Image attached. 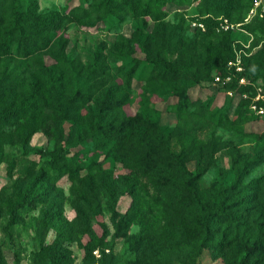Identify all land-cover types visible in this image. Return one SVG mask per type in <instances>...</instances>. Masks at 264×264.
I'll return each mask as SVG.
<instances>
[{
    "label": "rangeland",
    "instance_id": "obj_1",
    "mask_svg": "<svg viewBox=\"0 0 264 264\" xmlns=\"http://www.w3.org/2000/svg\"><path fill=\"white\" fill-rule=\"evenodd\" d=\"M36 2L41 12L85 6L81 0ZM251 8H255V14L248 10L243 23L227 19L232 28L224 30L218 24L208 30L200 22L197 3L187 8L168 7L164 22L179 25V45L167 58L175 59L179 49L201 53L203 43L214 44L223 38H228L234 55L239 50L253 53V45L264 44V0H253ZM138 26L144 37L152 33L154 23L149 20L142 27L132 16L121 21L112 18L91 28L72 23L65 53L86 65L106 58L111 67L114 64L109 62L108 52L115 47L130 46L142 57L133 42ZM43 59L44 64L52 63L49 56ZM3 61L0 59V71ZM146 68L149 71L152 65L146 64ZM21 71L15 72L21 79L25 75L28 80L32 78L33 73L28 74L24 68ZM229 81L213 80L203 84V89L191 91V98H198L200 104L187 113L172 106L174 98L165 101L160 96L164 90L155 82L145 91L148 104L141 107L143 87L133 81L131 102L125 111L139 121L134 132H144L155 147L148 151L135 144L133 155L129 151L133 143L125 146L123 156L111 148L100 149L93 141H86L82 133L77 135V126L71 120L59 125V120L51 119L40 126L20 117L16 122L1 123L0 152L8 157L0 163V264H51L56 259H60L59 264H91V258L86 259L90 247L99 248L100 258L92 254L93 264H99L102 250L108 254L104 264H234L235 252L257 234L253 224H264V158L249 169L233 193L237 205L232 213L249 208L245 217L215 219L211 243L217 247L197 251L200 210L212 208L218 191L234 183L245 155L264 152V140L249 135L264 134V119H256L250 106V112L244 106L237 110L239 99L246 98L219 92ZM254 88L256 96H263L260 80ZM12 101L10 95L0 97V111L11 108ZM78 125L84 129L86 121ZM64 150L70 152L69 172L52 182L48 179L54 165L51 157ZM177 153L182 155L181 160ZM56 165L63 166V161ZM73 167L80 168V175L74 174ZM87 167L92 169L91 174ZM196 171L200 176L186 182V176ZM44 173L46 181L41 178ZM89 176L96 184L100 179L107 182L110 194L90 192ZM188 188L194 189L196 200ZM25 194L28 199L12 218L9 208ZM245 199L249 203H241ZM137 240L139 245L134 243Z\"/></svg>",
    "mask_w": 264,
    "mask_h": 264
},
{
    "label": "trees",
    "instance_id": "obj_2",
    "mask_svg": "<svg viewBox=\"0 0 264 264\" xmlns=\"http://www.w3.org/2000/svg\"><path fill=\"white\" fill-rule=\"evenodd\" d=\"M81 1L85 6L77 5L61 12H41L36 0H0V59H4L0 71V97L10 95L13 100L11 108L0 111V124L16 122L20 117L31 119L40 126L48 124L51 119L59 120V125L71 120L77 126V135L82 133L81 136L86 141H93L100 149L111 148L123 156L125 146L132 143L133 147L129 150L132 151L131 155L135 153L133 152L135 144L143 150L155 149L144 132L139 134L134 132L139 121L125 111L131 102L133 81L143 87L141 107L148 104L145 91L148 86H155V82L164 90L160 96H163L165 101L174 98L172 106L179 112L187 113L200 104L198 98L196 100L191 98L190 92L203 89L202 85L213 81L216 76L222 79L230 77V81L218 89L219 92L224 95L227 92L246 95V99H239L237 110L244 106L250 112L249 106L256 96L254 84L260 80L263 100L259 101L258 105L264 106V44L258 47L253 45L255 46L253 53L241 55L240 72L236 71L234 66H228L234 59V51L228 38L217 40L214 44L203 43L201 53H195L192 49H179L175 59L167 58V54L175 52L179 45L177 36L179 25L164 22L168 7L187 8L197 3L200 22L208 30H214L219 24V18L228 19L234 24L243 23L244 15L252 7L253 0ZM128 16L139 20L142 27L149 20L154 23L150 35L143 37L142 28L139 26L133 34L134 45L142 57L135 55V50L132 51L130 46L124 49L115 47L108 52V60L114 64L111 67L106 58L86 65L79 59L66 55L65 45L70 24L77 23L91 28L104 25L112 18L121 21ZM246 29L251 30L249 25H246ZM45 56L52 60L50 65L44 64ZM146 64L152 65V69L148 71ZM23 68L28 74L33 73L32 78L28 80L25 75V78L21 79L20 74H15L19 71L22 73ZM213 72L215 74L212 75ZM241 79L245 80V85L239 83ZM86 109L87 112L83 115L82 111ZM222 117L223 115L220 116ZM83 119L86 126L80 129L78 124ZM44 133L47 134V130ZM249 135L264 140V134ZM69 153L68 150H64L57 156L52 155L51 163L54 165L48 172V179L52 182H57L59 177L69 172ZM176 156L181 160L180 153ZM6 157L8 156L0 152V163L6 162ZM263 158L264 152L253 156L245 155L240 160L234 183L218 191L212 208L200 210L198 219L200 233L197 239L199 253L217 247L211 243V225L215 219L234 217L235 220L245 217L249 208H239L236 209L238 212L232 213V208L237 205L233 193L243 183L249 169L259 164ZM62 161L63 166L58 167L56 164ZM86 169L88 174H91L92 169L90 167ZM72 171L76 175H80L81 172L77 167H73ZM46 174H42L41 177L44 181ZM200 174V171L188 174L186 182L193 181ZM86 180L88 190L94 195L98 196L101 190L110 194L107 182L100 179L97 185L90 176ZM188 191L191 198L196 200L194 189L188 188ZM26 199L28 194L9 208L12 218L16 216L17 208L24 205ZM241 203L247 204L249 199ZM253 225L257 234L251 242L245 241L242 249L235 252L234 264H264V224ZM134 243L139 245L140 240ZM96 249L99 248L90 247L87 251L86 259L91 258V264L94 263L92 252ZM60 250L63 249L60 247ZM101 252L103 255L99 264H104L108 254H105L104 250ZM59 262L60 259H56L51 264Z\"/></svg>",
    "mask_w": 264,
    "mask_h": 264
},
{
    "label": "built area",
    "instance_id": "obj_3",
    "mask_svg": "<svg viewBox=\"0 0 264 264\" xmlns=\"http://www.w3.org/2000/svg\"><path fill=\"white\" fill-rule=\"evenodd\" d=\"M254 6H257L256 2H254ZM249 14H252V15L255 14V8H251V9L249 10ZM219 25H220V27H221L222 29H224V30H227V29H229V28H232V25H231L230 23H228L227 19H225V18H220V19H219ZM242 54L245 55L246 53L243 52L242 50H239L238 52L235 51L234 59L228 63V66H229V67H230V66H231V67L234 66V67H235V70L238 71V72L242 71V66H241V55H242ZM229 78H230V77H226V78L222 79L221 77L216 76V77L214 78V81H215V82H221L222 80H224L225 82H227V81H229ZM244 82H245L244 79H241V80L239 81L240 84H244ZM228 94L231 95L230 92H228ZM242 97H243V98H246L245 95H243ZM260 100H263V96H262V95H257V96L253 99V101H252V103H251V105H250V109L252 110V112H254V114H255L256 116H258V117L264 119V106H262V105H258V102H259ZM92 254L94 255L95 258H100V254H99V251H98V250H94V251L92 252ZM95 264H98V262H96Z\"/></svg>",
    "mask_w": 264,
    "mask_h": 264
}]
</instances>
